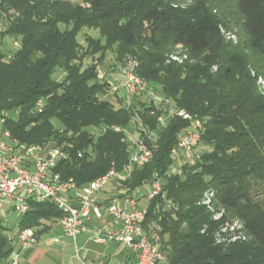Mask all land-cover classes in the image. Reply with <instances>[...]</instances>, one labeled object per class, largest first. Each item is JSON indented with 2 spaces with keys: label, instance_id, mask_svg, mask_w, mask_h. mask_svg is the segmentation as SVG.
<instances>
[{
  "label": "trees",
  "instance_id": "1",
  "mask_svg": "<svg viewBox=\"0 0 264 264\" xmlns=\"http://www.w3.org/2000/svg\"><path fill=\"white\" fill-rule=\"evenodd\" d=\"M235 4L245 49L264 56V0ZM220 25L203 3L178 9L151 0H0V110L13 114L1 132L20 146L63 149L69 157L55 171L78 189L110 169L126 175L109 183L111 198L158 180L163 197L148 202L143 229L158 238L165 264H264V97L243 88L249 71L241 58L226 60ZM176 47L195 61L166 64ZM108 52L117 63L136 62V74L162 102L114 94L97 73ZM97 55V64L84 65ZM177 111L202 122L198 146L188 154L177 136L190 123ZM133 133L152 156L128 171ZM199 147L206 150L189 159ZM257 180L262 186L254 190ZM28 205L17 230L32 229L38 241L62 213L48 201ZM232 220L244 237L230 232ZM10 241L0 231V264Z\"/></svg>",
  "mask_w": 264,
  "mask_h": 264
},
{
  "label": "built area",
  "instance_id": "2",
  "mask_svg": "<svg viewBox=\"0 0 264 264\" xmlns=\"http://www.w3.org/2000/svg\"><path fill=\"white\" fill-rule=\"evenodd\" d=\"M13 45L17 46V43ZM136 67V62L127 60L121 72L124 79L115 85L109 83L111 91L126 100L137 95H147L155 103L162 102L148 83L136 74ZM97 73L101 79L107 75L99 69ZM175 115L190 123L177 136V147L188 154L198 146L203 132L202 122L184 111H177ZM9 117L8 112L0 110V126ZM114 131L121 130L114 128ZM8 139L7 132H0V210L11 204L14 212L22 216L29 210L28 201H48L62 213L58 222L62 237L71 240L73 244L80 235L86 234L94 244L114 242L122 245L129 252L133 264H165L166 259L159 249L158 238H149L143 229L148 202L157 196L163 197L158 180L148 186L144 195L111 198V194L105 192L109 183L113 180L123 181L126 175L110 169L78 189L72 179H62L55 171L57 164L69 157L63 149L20 146ZM127 142L130 152L128 171L146 165L152 151L145 141L129 136ZM91 222L96 224L90 225ZM36 243L32 229L18 231L10 241L11 253L3 264H18L17 250L28 249Z\"/></svg>",
  "mask_w": 264,
  "mask_h": 264
},
{
  "label": "rangeland",
  "instance_id": "3",
  "mask_svg": "<svg viewBox=\"0 0 264 264\" xmlns=\"http://www.w3.org/2000/svg\"><path fill=\"white\" fill-rule=\"evenodd\" d=\"M74 3L80 2V0H69ZM154 4H158L162 8H178V9H187L191 8L194 5L205 4L206 8L214 15L218 16L221 21L219 27V38L221 39L219 46L224 48L229 46V51L227 53L228 57L226 60L235 58V63L241 62L246 64L247 71H249V78L251 79L250 83H246L243 88H248L250 86L252 91H255V94H260L264 97V56L257 51L247 50L246 42L247 36L244 29V18L238 12L235 4V0H151ZM85 32V31H83ZM97 33H91V36L97 38ZM77 40L81 43L83 48L86 46L84 42V37L82 33L79 34ZM92 57L87 58L84 61V65H93L96 63V58ZM241 58V59H240ZM184 61H188L189 64L195 61L194 56H192L185 48L176 47L166 55V64L175 63L182 64ZM99 71H105L107 75L104 80L112 85L117 84L118 82L124 79L123 73L124 66L126 62L117 63L115 60L114 53L108 52L105 54L104 59L101 63H98ZM215 70V67L212 68ZM61 78V77H60ZM59 78V79H60ZM245 84V83H244ZM156 97H159L157 92H154ZM13 114H10L12 116ZM1 128V126H0ZM96 135L98 133H95ZM133 138L136 137V134H131ZM206 148L199 147L196 151L188 156L192 158L193 156L200 155L204 152ZM179 153L178 157L183 156L182 151H177ZM254 184V190L262 186V181L257 180L252 182ZM107 190V191H106ZM105 192H110V188H106ZM148 191V186H142L137 189L133 194L134 196L144 195ZM211 196L207 195L204 197V200L207 201ZM262 199V196L259 197ZM214 218H218L219 214L214 213ZM20 215L16 212L10 211L9 214L4 218L3 222L9 228H13L12 231L8 232L9 237L12 236L11 232H15L18 226V220ZM233 221V220H232ZM236 232H241V227L236 221H233V225L230 228ZM58 225H52L51 231L48 234H45L40 237L39 241L36 243L38 246L40 257V262L38 264H89L91 262L90 258L93 255H100L103 257L108 256L110 258V264L120 263L124 261L125 249L122 245L118 243H112L110 245H95L93 243H87V246H83L82 237L77 238L75 243L78 246V254H76L75 246L71 240H68L61 236L59 233ZM240 237H244L245 233L241 232L238 234ZM57 237L59 242L55 243L53 238ZM35 246V245H34ZM87 251L85 258L84 251ZM79 256V258H78ZM166 262V260H165Z\"/></svg>",
  "mask_w": 264,
  "mask_h": 264
},
{
  "label": "crops",
  "instance_id": "4",
  "mask_svg": "<svg viewBox=\"0 0 264 264\" xmlns=\"http://www.w3.org/2000/svg\"><path fill=\"white\" fill-rule=\"evenodd\" d=\"M1 128H0V132H1ZM111 191L108 192L107 194H111L114 193L112 191V189H110ZM107 191V190H106ZM142 205V203H141ZM10 211H14L13 208H12V205L11 204H7L3 207L2 210H0V231L3 232V234L7 237L8 240H13L18 232V230L16 229L15 232H11L12 233V236L9 237L8 235V232L9 231H12L11 228H9L7 225L4 224L3 220L4 218L9 214ZM19 222V220H18ZM93 224H96V222H91L90 225H93ZM58 227H59V230H60V234L62 236V232H61V228L58 224ZM50 233V232H49ZM79 237H82L83 239V245L82 247L84 246H87V243H93L91 242L90 240H88V235L86 234H83V235H80ZM78 237V238H79ZM58 238L57 237H54L53 238V241ZM39 241V240H38ZM37 241V242H38ZM77 241V240H76ZM55 242V241H54ZM59 240L55 243H58ZM114 242H109L107 244H101V245H110ZM94 244V243H93ZM95 245H100V244H95ZM38 245L36 244L35 246H32L28 249H25V250H17L18 251V255H19V262L18 264H38L40 261V257H38V254H39V250H38ZM75 246V250H76V254H78V246ZM125 249V248H124ZM87 255V251L85 250L84 251V256L83 258H85ZM79 258V256H78ZM91 262L89 264H110V258L108 256H100V255H93L91 258H90ZM114 264H133V259L130 257V254L129 252L125 249V256H124V261L123 262H120V263H114Z\"/></svg>",
  "mask_w": 264,
  "mask_h": 264
}]
</instances>
